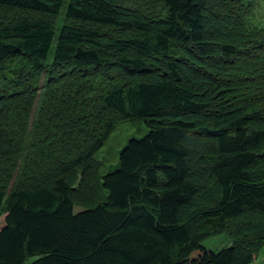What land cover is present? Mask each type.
Here are the masks:
<instances>
[{"label": "trees", "instance_id": "trees-1", "mask_svg": "<svg viewBox=\"0 0 264 264\" xmlns=\"http://www.w3.org/2000/svg\"><path fill=\"white\" fill-rule=\"evenodd\" d=\"M64 1L0 0L49 16L0 24V264H252L264 28L234 21L239 0H67L54 39ZM120 122L146 133L101 198L79 192L69 177L99 164ZM225 232L229 247L201 246Z\"/></svg>", "mask_w": 264, "mask_h": 264}, {"label": "rangeland", "instance_id": "rangeland-1", "mask_svg": "<svg viewBox=\"0 0 264 264\" xmlns=\"http://www.w3.org/2000/svg\"><path fill=\"white\" fill-rule=\"evenodd\" d=\"M239 9L235 22L242 24L245 23L251 24L253 27L256 26L257 29L261 30L264 28V0H239ZM67 6V0L64 1L63 10L59 17H50V22L55 29V38L58 34V30L64 25L66 21L64 15V10ZM27 17L31 20H37L38 18L48 19L49 16H39L34 13H21L19 11L7 10L0 8V24L10 23V21L16 18ZM255 24V26H254ZM256 30V29H255ZM235 33V32H234ZM110 34V32H109ZM56 41L54 40L51 47V52L55 47ZM52 54L49 57L45 65L52 66ZM22 67L17 61L7 63L4 68L20 70ZM5 73V72H4ZM100 83V82H99ZM146 133V129L143 124L137 125L136 123L129 122H120L116 125V128L110 135L109 139L105 142V145L95 156L96 163L93 165L92 169H87L86 174L82 175V172H75L69 178L72 181V186L75 189L83 191L87 187L89 194H92L97 197H102L103 192L99 187V180L101 176L106 175L108 172L114 170L115 165L118 161V155L120 151L126 146L129 139H138L143 137ZM205 169L206 166H203ZM88 182V183H87ZM77 192V193H79ZM76 201H78L75 198ZM81 208L75 207L74 212L78 213ZM4 226V216L0 217V229ZM232 244L228 234L220 233L216 236L209 237L201 242V246L208 251L213 253H218L221 250L229 247ZM35 260H28L26 264H30ZM252 264H264V247H262L257 254L254 255Z\"/></svg>", "mask_w": 264, "mask_h": 264}]
</instances>
